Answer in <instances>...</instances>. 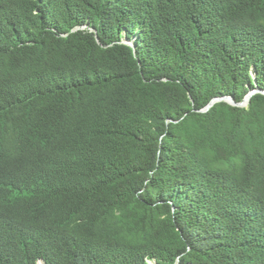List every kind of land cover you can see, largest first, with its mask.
<instances>
[{"label":"trees","instance_id":"trees-1","mask_svg":"<svg viewBox=\"0 0 264 264\" xmlns=\"http://www.w3.org/2000/svg\"><path fill=\"white\" fill-rule=\"evenodd\" d=\"M0 264H264V0H0Z\"/></svg>","mask_w":264,"mask_h":264},{"label":"water","instance_id":"water-1","mask_svg":"<svg viewBox=\"0 0 264 264\" xmlns=\"http://www.w3.org/2000/svg\"><path fill=\"white\" fill-rule=\"evenodd\" d=\"M255 93H251L250 95H248V97L245 99V102L244 103H242L241 105H243V106H246V105H248L249 104V102H250V100H251V97L254 95ZM222 99H216L214 102H212L209 106H208V109H210L211 107H213V105L216 103V102H218V101H221ZM225 100H227L230 104H232V105H239V104H237L236 102H235V100L234 99H232V98H226Z\"/></svg>","mask_w":264,"mask_h":264}]
</instances>
